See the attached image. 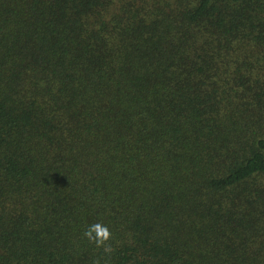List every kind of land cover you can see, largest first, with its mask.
I'll list each match as a JSON object with an SVG mask.
<instances>
[{"label":"trees","instance_id":"trees-1","mask_svg":"<svg viewBox=\"0 0 264 264\" xmlns=\"http://www.w3.org/2000/svg\"><path fill=\"white\" fill-rule=\"evenodd\" d=\"M97 258L264 264V0H0V264Z\"/></svg>","mask_w":264,"mask_h":264},{"label":"clouds","instance_id":"clouds-1","mask_svg":"<svg viewBox=\"0 0 264 264\" xmlns=\"http://www.w3.org/2000/svg\"><path fill=\"white\" fill-rule=\"evenodd\" d=\"M84 236L97 248H103L104 252L111 253L113 251L112 246L108 243L112 239V233L106 225L94 223L84 231ZM92 264H100L99 258L94 259Z\"/></svg>","mask_w":264,"mask_h":264}]
</instances>
